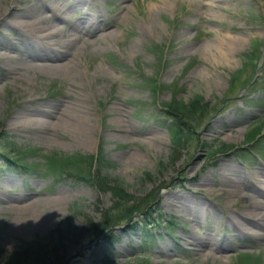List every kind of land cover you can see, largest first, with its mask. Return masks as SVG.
<instances>
[{"label":"rangeland","instance_id":"obj_1","mask_svg":"<svg viewBox=\"0 0 264 264\" xmlns=\"http://www.w3.org/2000/svg\"><path fill=\"white\" fill-rule=\"evenodd\" d=\"M34 1L0 0V19ZM58 1L71 26L82 25L86 11L106 15L99 30L81 35L85 44L68 56V71L30 67L34 43L17 39L19 25H0V51L10 55L0 58V264L2 253L28 246L53 264H264V207H257L264 205V161L242 163L227 146L244 145L261 123L264 133V66L246 57L255 40L264 51V0ZM250 76L256 82L243 89ZM168 84L187 103L203 96L216 107L199 139L174 150L161 109L173 97ZM62 112L86 120L90 131L77 133L57 119ZM75 154L108 159L102 174L127 196L79 178L68 162ZM7 161L41 164L42 172L21 173ZM150 203L148 218L141 213ZM34 213L40 216L31 223ZM247 213L260 223L251 225ZM138 220L160 228L155 249L143 248ZM191 233L207 237V246L196 248Z\"/></svg>","mask_w":264,"mask_h":264},{"label":"bare ground","instance_id":"obj_2","mask_svg":"<svg viewBox=\"0 0 264 264\" xmlns=\"http://www.w3.org/2000/svg\"><path fill=\"white\" fill-rule=\"evenodd\" d=\"M59 3L60 2L58 0H35L30 5L29 9L15 7L13 8V10H15L14 12L8 13L5 17H2L0 19V25L2 26L19 25V27L21 28L17 37L19 41H26L28 43L38 42L37 46H34L33 49L28 50V61L30 67H49L53 69H63L68 71V67L72 64V58H69L68 56L71 55L74 51H77L76 49L79 47V43L83 42L85 44L81 37L82 33L84 31L87 34H90L93 31L96 32L95 30H99V27L104 24V21L106 19V15L104 12L100 11L99 9L95 10L94 12L86 11L81 16V19H84L83 23L81 22L82 25L76 23L72 25L71 30L75 32H71L65 39H56L59 34H63V29L65 27H71L70 23L66 19L65 12L59 9ZM86 4L88 5L89 2H86ZM50 8H53V11ZM33 9H35L36 11L33 12ZM8 16L12 20H8ZM38 18H43L42 25H40L36 20ZM3 50H6V48H4ZM8 57H10L9 54L4 53V51H0V58L5 59ZM60 59H65V61L57 63V61ZM57 117V119L60 120L62 118L66 124L72 126L74 128L73 130H75L77 133L87 134V132L90 131L89 123L80 116L75 117L62 112ZM188 178L190 179L191 177ZM192 178L194 180H198L196 177ZM188 189L193 191L191 188ZM175 198H179L181 204L185 206L189 205V202L185 200V195L178 194L175 196ZM198 203L199 205H203L205 202L199 201ZM260 204L261 203H257V207L263 208L264 205L260 206ZM179 206L182 207L181 205ZM34 207V204H30L27 206V208L30 209H33ZM44 212L45 211H43V213ZM190 214L194 215L193 213ZM33 215L34 217H31V223L38 221L36 219L39 218L38 216H40L36 213H34ZM245 215L249 217L248 219L250 220L249 223H251V225L253 223H260L258 220H252L256 218L254 216L255 212L254 215L250 213H247ZM27 220H30V218H28ZM232 222L238 227V231L240 233L247 232V228L242 227L243 224H237L235 220H233ZM16 226L20 227L21 223H18ZM189 237L191 239L190 241H195V247L198 249H200L199 247H201V245L207 246V244L209 243L207 237H205L204 239L199 238L195 233H191ZM28 247L32 248L31 246Z\"/></svg>","mask_w":264,"mask_h":264},{"label":"trees","instance_id":"obj_3","mask_svg":"<svg viewBox=\"0 0 264 264\" xmlns=\"http://www.w3.org/2000/svg\"><path fill=\"white\" fill-rule=\"evenodd\" d=\"M162 110L165 117L171 119V122L169 123V130L172 135V141L175 145H177V147H181L183 146V143L194 139V135L192 134L195 129L200 126L203 118L210 114L209 106L204 103L202 96H198L188 103L184 100L173 98L171 102L163 104ZM70 161L74 164L78 162L82 167L85 163L89 165L88 171L84 169L86 172L78 170L79 174H76L78 177L83 178V176L86 175L88 180H96L97 183H100L98 184L100 188L111 190L116 198L121 196L124 199L127 196L126 193L118 187V184L112 186L110 183L111 181L108 178L106 179V177L102 174L103 167L106 165L111 166V163L105 161L104 158H99L98 168L95 173L91 170V166L94 161L92 156H80L79 158L70 159ZM8 164L11 163L8 162ZM20 166H22L24 171H30L31 165L21 164ZM149 205L150 206H148V204L146 205V208H148L147 210H150L149 208L153 206V204ZM112 208H119V204L115 202ZM131 209L132 208L122 209V214L120 216L116 215L115 219L112 218V220L114 222L120 221ZM119 212L120 210L116 214ZM150 232V229L145 230V233L149 234ZM32 251L34 252V249L29 247L23 251L4 252L1 257V264H53L50 259H46L47 257L45 258L44 255H36L33 254ZM43 257L45 259L41 260Z\"/></svg>","mask_w":264,"mask_h":264}]
</instances>
